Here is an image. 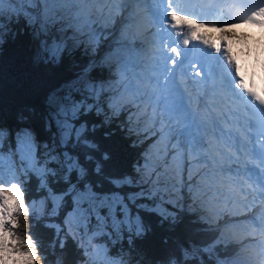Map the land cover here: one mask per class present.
Segmentation results:
<instances>
[{
    "label": "snow or ice",
    "instance_id": "snow-or-ice-1",
    "mask_svg": "<svg viewBox=\"0 0 264 264\" xmlns=\"http://www.w3.org/2000/svg\"><path fill=\"white\" fill-rule=\"evenodd\" d=\"M5 2L0 0V45L18 34L23 35L26 27L38 41L34 62L59 64L66 54L72 56L77 50L88 59L76 64L74 79L50 94L44 117L45 131L49 133L47 139L38 140L31 127L8 134L11 151L7 176L3 173L6 133L0 128V262L36 264L39 248L31 229L38 225L37 202L44 205L51 220L53 215L59 216L61 207H68L70 201L72 210L66 213L65 223L76 218L87 228L94 221L89 241L104 236L112 243H122L126 236L129 248L133 247L134 239L145 237L150 230L140 214L142 211L154 213L161 223L167 221L172 226L178 223L179 212L185 211L193 217L190 223L211 228L209 220L218 211L214 206L219 203L217 194L222 197L223 193L215 187L212 173L207 170L202 184L191 180V170L189 183L184 182L181 174L188 157L193 164L208 163L210 158L212 163L229 161L239 166L234 175H243L252 185L250 191L243 187L240 191L254 196L253 190H257L264 199V94L245 82L228 48L224 29L229 27L231 20L210 18L215 10L210 8L206 13L198 0H7L14 5L7 16L2 7ZM144 4L149 5L147 11L151 13L147 22L156 29L153 33L156 48L150 59H143V49L138 51L133 42V27L141 20L140 7ZM261 5L264 0L245 10L235 18L236 22L264 31V6ZM224 15L221 13V17ZM117 20L119 28L115 27ZM22 21L24 27L17 30L15 26ZM201 28H219L220 42L202 34ZM196 48H200L199 56L194 52ZM206 58L216 62L212 73L205 69ZM214 77H218V83L212 85L213 93H224L221 104L213 105L219 110L212 111L204 104L208 110L201 113L198 108L191 107L193 97L188 85L193 86L191 91L196 93L198 102L203 103L207 91L201 96L196 85L206 84ZM121 88L131 97L128 103L136 105V111L127 117L126 133L129 136L139 135L141 131L151 133L157 137L152 147L163 144L164 156L170 155L177 162L175 172L168 170L166 160L161 171L159 165L150 164V152H146L142 154L143 167L140 161L133 165L137 174L151 168L144 183L156 193L163 186L164 196L153 195L151 190L146 193L143 187L139 192L128 194L98 192L96 189L100 185L84 182L89 175L87 164H94L93 173L101 175L103 162L111 157L108 152H103L99 159L90 154L98 150V145L88 138V133L94 132L99 125L89 128L87 120L81 118L92 113L99 116L103 112L99 103L101 93L111 91L115 94ZM142 110L150 125L143 129L135 122L140 119L138 114ZM246 113H259L260 117L253 119ZM119 116L120 111L114 108L112 117L103 124ZM20 119L29 118L20 116ZM131 146L137 147L138 142L133 141ZM75 148L87 150L84 163L71 151ZM220 171L232 172L233 168L222 167ZM205 178L206 183L203 182ZM33 179L38 193L36 198L27 196L26 185ZM108 182L115 189L140 183L130 175L109 177ZM244 182L233 181L239 185ZM61 183L63 188L58 187ZM182 188H187L191 200L186 207H182L181 199L175 202L172 199ZM22 216L29 218L28 230L23 234ZM45 227L55 228L53 247L58 245L63 250L66 239L62 241L60 234L64 228L60 224H46ZM83 238L82 235L81 241ZM217 238L220 239L219 235ZM214 245L215 240L204 246L190 243L181 247L180 258L172 255L166 262L158 261L157 264H189L192 260L205 264L198 253L210 255ZM79 246L85 255L90 251L82 243ZM101 246L110 261L131 264L123 249L116 257H111L107 247ZM260 247L264 249V242ZM260 257L264 259V251L260 252ZM215 264H235V260L217 259Z\"/></svg>",
    "mask_w": 264,
    "mask_h": 264
},
{
    "label": "trees",
    "instance_id": "trees-1",
    "mask_svg": "<svg viewBox=\"0 0 264 264\" xmlns=\"http://www.w3.org/2000/svg\"><path fill=\"white\" fill-rule=\"evenodd\" d=\"M14 7V5H12ZM4 9L5 16L10 12ZM17 30L24 27L23 21L20 25L15 26ZM134 42V38H133ZM38 41H35L29 30L24 27L23 35H17L15 39L9 38L4 45H0V124L8 129V134L14 132L20 127H31L38 140L43 141L49 137V133L45 131L44 117L48 112V98L51 93L60 88L61 85L70 82L75 77L77 71L76 64H82L88 59L80 54L77 50L72 56L67 54L61 59L59 64L43 62L36 63L33 60L34 52ZM102 54V53H101ZM113 94L111 91L101 93L99 103L103 108V112L97 116L94 113L87 117H82V120H87L89 128L93 124L99 125L94 132L88 133V138L98 145V150L90 152L96 159L101 157L103 152L110 153V159L103 162V172L101 175H95L92 171L94 164H87L89 175L84 182H91L93 186L100 185L96 190L98 192H112L119 191L122 194L138 192L137 189H143L148 193L150 190L153 195L165 194L163 186H161L159 193L151 189V186L144 183V178L147 177L151 168L145 169L144 172L137 174L134 171L133 165L140 161L143 167L142 154L150 152L148 157L150 164L159 165L160 170H164L165 160L167 157L162 152L161 145H159V156L157 152L153 151V143L157 139L151 133H143L139 135L129 136L125 128L127 127V117L132 112L136 111V105H130L125 101L122 89L117 92V100L112 104V109L107 106L108 98ZM122 98V100L119 99ZM131 99V98H130ZM129 99V100H130ZM114 108H118L120 116L112 118L109 124H103V121L112 117ZM140 119L135 122L140 125V128L150 127L149 124L142 122L143 114H138ZM20 116L28 117L26 121H22ZM124 125V127H121ZM55 131V128H53ZM7 134V136H8ZM146 137H145V136ZM137 141L138 146L132 147V142ZM142 141V142H141ZM152 144V145H151ZM74 154H78L79 160L85 162L86 149L75 148L71 149ZM186 160V159H185ZM170 161V160H169ZM185 161V163H187ZM167 168L172 172V164L167 163ZM124 175L132 176L134 181H139V184L134 186H124L121 189H115L112 184L108 182L109 177H122ZM186 183V172L181 174ZM202 181L200 177L198 179ZM75 183V178H73ZM83 183V182H81ZM63 183L58 187L63 188ZM27 196L37 197L36 181L33 179L31 183L26 185ZM186 188L180 191L184 194ZM175 198H180L178 195ZM175 198L172 197L173 202ZM191 202L190 197L186 196L185 200L181 202L182 207H186ZM71 202L69 201L68 207ZM64 207V208H68ZM63 208L60 209V213ZM135 211V209H134ZM188 211H196V209H189ZM143 220L146 225L150 226V230L143 238L134 239L133 247L129 248L127 238L121 243L127 258L131 264H157L158 261L166 262L172 255L181 257V247H187L190 243L197 246H204L210 244L215 240V245L212 253H198L205 261V264H215V260L220 259H234L236 262V248L223 235L218 226L204 229L199 224H192L193 219L185 211L179 212V221L175 226L165 221L161 223L160 217L154 213L141 212ZM59 218V216H54ZM21 234L28 230L29 218L22 216L21 218ZM37 227L31 229L33 238L39 248V255L36 264H83L82 251L77 245L75 238L72 235L65 233L61 240L66 239V244L61 250L57 245L53 247L54 242V227H45L46 224L54 225L52 219H48V215L38 216ZM219 235L220 239L217 238ZM166 241V242H165ZM130 253V255H128ZM189 264H198V261H189Z\"/></svg>",
    "mask_w": 264,
    "mask_h": 264
},
{
    "label": "rangeland",
    "instance_id": "rangeland-1",
    "mask_svg": "<svg viewBox=\"0 0 264 264\" xmlns=\"http://www.w3.org/2000/svg\"><path fill=\"white\" fill-rule=\"evenodd\" d=\"M2 7L5 8L6 10H9L13 6L10 5L7 2V0H6V2L2 5ZM142 12H143V10H142ZM115 26H117V28H119V26H120V21L119 20H117ZM242 31L245 32V30L242 29V27L235 26L232 22L229 24V27L224 29V32L226 33L227 36H231L232 38H234V39H236L238 41H242V42L233 41L234 45H236V46L238 45V43H240L241 45H244V44L247 43V46H250V45L256 46V51L261 50V49L264 48V38H261L260 35H250L248 33L245 34V33H242ZM117 32L119 33V31H117ZM219 33H220V31H219ZM116 36L118 37L119 35L116 34ZM261 39H263V40H261ZM243 40H244V42H243ZM141 41H142V39L140 38L139 42H141ZM250 43H252V44H250ZM137 45H138V43H136V47H137ZM150 57L151 56L147 55V56L143 57V59H150ZM188 88L191 90L190 84L188 85ZM121 89H122V92H123V96H121V97L125 101H129V99L131 98L130 95L125 93L123 88H121ZM194 94L195 93L191 91V95H194ZM117 95H118L117 93L111 94V96L108 98V101H106L108 107H109L110 104L112 105L117 100ZM122 98L120 99V97H119L120 100H122ZM195 101H196L195 99L191 101V106H193ZM110 108L112 109V107H110ZM148 111H150V109H148ZM142 113H143V110H142L141 114ZM142 122H144V124H148L145 121L144 118L142 119ZM25 127H27V126H25ZM0 128L4 129V131L6 133V138H5V142H4V146H3L4 147L3 173H4L5 176H7L8 173H9V167H10L9 166V154H10V151H11L10 148H9V141H8V136H7L8 129L5 128V126H3L2 124H0ZM20 128H23V127H20ZM14 147H15V142L13 141V148ZM161 148L163 149V144H161ZM153 151L157 152V156H159V152H160L159 147L153 148ZM169 158L170 159H168V157H167L166 161H167V163H171L172 164V172H175L176 171L177 162L173 161L171 159L170 155H169ZM13 159H15V157H13ZM197 159H199V158L197 157ZM187 160H188V162L185 163V161H187ZM185 161H184V170L186 172V180H187L186 183H189L188 172L191 170V173H192L191 180L195 181L196 184H202V181H199L198 179L200 177L204 176V170L203 169H205V168L201 167L203 162L197 163V164H193V161H192L191 157H188ZM222 163H224V162L223 161H219V164H222ZM208 165L211 166L209 171L212 173L213 179L215 181V187L219 188L221 190V192L223 193V195H225L226 192L224 191V187L220 183H221V181H224V182L230 181V183H232V178L230 176L228 177V175H225V176L221 175L222 172L219 170V167L212 166L210 163ZM219 172H220V174H218ZM25 179H27V178L25 177ZM203 182L206 183L208 181L205 178V180ZM140 190L141 189H137L138 192ZM164 195H166V193L165 194L164 193L160 194V196H164ZM177 195L180 197L179 199H181V202H183L185 200L186 196H188L187 188L185 189L184 194L180 191ZM217 196H218V199L221 198L219 200V203H217V205H219V207L215 206V205L214 206L217 209L219 208V209L223 210L226 213V215L223 214V212H220L218 210L217 211L218 213L216 212L215 213L216 215L213 214L214 217L212 215V217H211V219L209 221H212V222L215 221L217 223H219V221H222L224 223L223 226L224 225L228 226L226 224V222L230 223L229 225L231 227V230H230V227H229L227 230L226 229L224 230L223 234L225 235L227 233V231L230 230V232H228L227 235H229L230 237H234L235 236V238L237 240L236 243L239 242L238 243L239 249H237L235 247L237 249V251H238V254L236 256V258H237V260H236L237 263L236 264H252V261H251V257L252 256H255L256 258H261L260 257V252H261L260 248L261 247H259L258 243L255 244L252 241V239L250 241V244L247 243L248 242V236H249L248 235L249 234V230L245 226V223H244V222L247 223V220L246 221L243 220L244 216H239L238 215L236 208H235V211L231 210L230 205H228V208H226V206H227V204L225 203L226 199H227L226 196H222L221 197V196H219V194H217ZM33 198H36V197H33ZM209 198H211V197H209ZM141 202L150 203V201H141ZM151 202H158V201H151ZM62 208H63V211L60 213L59 218H56V217H54L55 215H53L52 221H53L54 225H59L60 224L65 230L64 232H62L60 234V238H63L65 233H67L68 235H72L75 238L77 245H80L82 243L83 247L90 249V251L87 253V255H85V253L81 250L82 251V261L81 262H83V264H116L115 261H110L109 259H107V257L105 256V250H104V248L101 245L107 247L108 252H109L111 257H116L117 253L121 252V250L123 249V246H122L121 242L112 243L107 237H104V236H96L95 238L91 239V241H89L90 237H92V232L94 231V221L92 222V224L88 225L87 228H86L85 225L81 224L78 221V219H76V218H70L68 223H65L66 213L68 211H71L72 207L70 205V207H68L67 209L64 208V207H61V209ZM50 210L51 209L49 208V211ZM35 211H36L38 216L48 215V213L45 211L44 205H42L39 202H37L35 204ZM196 211H198V209H196ZM235 213H236V215H234ZM235 225H236V227H235ZM54 232H55V228H54ZM82 235H83L84 238L81 241V236ZM229 241L233 244V242L231 240H229ZM262 251H264V249ZM123 252H124V250H123ZM263 262H264V259H263ZM0 264H3V262H0Z\"/></svg>",
    "mask_w": 264,
    "mask_h": 264
},
{
    "label": "bare ground",
    "instance_id": "bare-ground-1",
    "mask_svg": "<svg viewBox=\"0 0 264 264\" xmlns=\"http://www.w3.org/2000/svg\"><path fill=\"white\" fill-rule=\"evenodd\" d=\"M140 11H142V8L140 7ZM145 19H146V17H145ZM138 25H139V27H140V30H141V33L144 35V37H145V41L141 44V46H144V45H146L147 46V49H150L151 48V46H150V44H149V40H148V38H149V34L146 32V27H147V23L144 25L143 24V19L141 20V22H138ZM242 26V29H244V30H247V31H249L245 26H243V25H241ZM250 32V31H249ZM229 37V39L231 40V41H235V42H239L238 40H236V39H234V38H232L231 36H228ZM240 42H242V41H240ZM221 97H222V95H220V94H218V95H216V96H214L213 98H212V100H211V105L213 106V105H215L216 104V102L219 100V99H221ZM200 111V110H199ZM230 164H231V162H230ZM237 167H239V166H237ZM240 179L241 180H243L244 181V178L243 177H241L240 176ZM228 182H230V181H228ZM225 183L224 181H221V185H223V187H224V189H225V192H226V194L227 195H230V196H233V197H235L234 195H232L231 193H232V189H231V187H232V183ZM218 183V182H217ZM242 186H243V188H245V189H249V191H250V186L249 185H247V182L245 181L244 182V184H242ZM246 186H249L248 188L246 187ZM236 193H237V195L239 196V197H246V198H243V199H248V201H247V205H248V210L250 211V212H253L254 211V213H255V215H258V216H260L261 218H262V223L264 224V212H263V210L262 209H256L254 206H253V204H252V201H254V199H255V196H248L247 195V192H241L240 191V189L238 190V191H236ZM224 196V195H223ZM221 199V198H220ZM219 199V200H220ZM226 203V202H225ZM230 210V209H229ZM228 210V211H229ZM227 211V212H228ZM257 211H260V213H258ZM247 213V212H246ZM216 219V218H215ZM240 219V218H239ZM242 220V219H241ZM257 224V223H256ZM242 225V224H241ZM240 229V228H239ZM250 230H256V228H255V224L254 225H252L251 227H250ZM264 230V225H262L261 226V228H260V231H263ZM247 231V230H246ZM249 235V234H248ZM232 236V235H231ZM239 238V237H238ZM242 239V238H241ZM251 241V240H250ZM239 243V242H238ZM245 243V242H244ZM256 244V243H255ZM247 246V245H246ZM244 247V246H243ZM248 248V247H247ZM251 250V249H250ZM257 250V249H256ZM263 249L262 248H260V251H262ZM238 252V251H237ZM248 252V251H247ZM247 254V253H246ZM252 254V253H251ZM256 264H264V262H263V259L262 258H258L257 260H256Z\"/></svg>",
    "mask_w": 264,
    "mask_h": 264
}]
</instances>
